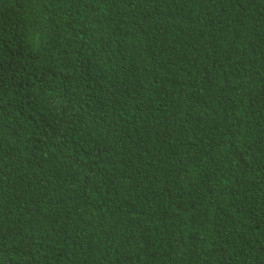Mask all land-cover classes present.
I'll return each instance as SVG.
<instances>
[{"label": "trees", "instance_id": "trees-1", "mask_svg": "<svg viewBox=\"0 0 264 264\" xmlns=\"http://www.w3.org/2000/svg\"><path fill=\"white\" fill-rule=\"evenodd\" d=\"M0 264H264V0H0Z\"/></svg>", "mask_w": 264, "mask_h": 264}]
</instances>
